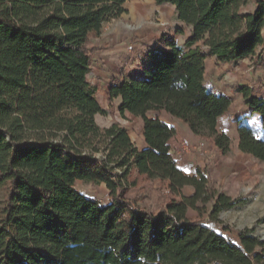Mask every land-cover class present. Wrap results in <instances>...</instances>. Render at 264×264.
I'll return each instance as SVG.
<instances>
[{"label": "trees", "instance_id": "1", "mask_svg": "<svg viewBox=\"0 0 264 264\" xmlns=\"http://www.w3.org/2000/svg\"><path fill=\"white\" fill-rule=\"evenodd\" d=\"M127 1L0 0V264H264V240L251 230L234 241L189 217L209 206L217 224L243 200L213 192L200 169L184 173L176 128L155 116L229 153L218 122L233 99L207 82L206 60L237 66L264 51V0H154L173 6L190 35L183 45L163 38L142 76L109 86L121 116L142 120V150L125 128L97 124L105 111L88 81V43ZM235 92L264 128V92ZM238 136L240 151L264 164V140L243 120ZM77 182L105 185L111 203L79 194ZM144 183L170 193L158 216L126 198Z\"/></svg>", "mask_w": 264, "mask_h": 264}, {"label": "rangeland", "instance_id": "2", "mask_svg": "<svg viewBox=\"0 0 264 264\" xmlns=\"http://www.w3.org/2000/svg\"><path fill=\"white\" fill-rule=\"evenodd\" d=\"M123 7L126 13L107 22L102 36L91 38L88 43L92 50V70L88 81L96 89L97 99L105 111L96 116L97 124L101 128L114 125L125 128L132 142L142 149V120L130 115L121 116V101L110 98L109 86L114 81L142 76L145 69L150 67L153 52L161 50L163 38L175 39L183 45L190 35V29L178 19L175 8L168 4L157 5L154 0H129ZM179 30H183L184 34L179 33ZM129 46H133L132 51H129ZM206 70L207 82L214 90L233 99L230 111L218 122V130L225 132L231 139L229 153L223 155L209 140L193 135L185 123L165 113H156L155 116L177 128L178 134L171 142L172 153L184 173L194 176L197 169L204 171L213 192L225 194L232 199H242L243 203L223 211L217 224L208 222L209 206L204 212L190 210L189 217L202 220L210 228L234 241H238L239 234L246 230H251L253 236L264 240V164L240 151L237 125L241 120L249 123L263 140L264 128L256 117L247 118L245 103L235 92V88L240 86L262 91L264 51L259 49L253 58L237 66L218 65L212 57H208ZM142 186L143 189L129 191L126 198L153 216H158L170 193L157 183H144ZM75 189L79 194L97 200L102 205L111 203L105 185L77 182ZM182 193L190 196L193 190L186 188ZM2 197L0 193V200Z\"/></svg>", "mask_w": 264, "mask_h": 264}, {"label": "crops", "instance_id": "3", "mask_svg": "<svg viewBox=\"0 0 264 264\" xmlns=\"http://www.w3.org/2000/svg\"><path fill=\"white\" fill-rule=\"evenodd\" d=\"M247 60V59H246ZM148 68H146L145 70H147ZM131 77H133V76H131ZM123 80V79H122ZM121 80V81H122ZM263 86H264V83H263ZM250 87V86H249ZM251 88H253V87H251ZM253 90H254V88H253ZM255 91V90H254ZM260 92H264V88L262 89V91H255V93H260ZM218 93H220V94H223V93H221V92H218ZM242 97V96H241ZM243 99V98H242ZM245 105V104H244ZM245 108H246V112H247V114L248 115H250L251 114V110L250 109H248L246 106H245ZM254 117H256L257 119H259V117L258 116H256V115H253ZM162 121H164V122H166L167 124H169V125H171L170 123H168L166 120H164V119H161ZM260 121V120H259ZM244 123H247V122H245V121H243ZM247 124H249V123H247ZM171 126H173V125H171ZM186 126L188 127V125L186 124ZM189 128V127H188ZM176 130H177V128H176ZM190 130V129H189ZM237 130H238V125H237ZM191 131V130H190ZM192 133V132H191ZM177 134H178V131H177ZM176 134V135H177ZM193 134V133H192ZM194 135V134H193ZM176 137V136H175ZM239 137V136H238ZM143 143V148L142 149H146L147 148V145L145 144V142L143 141L142 142ZM141 149V150H142Z\"/></svg>", "mask_w": 264, "mask_h": 264}, {"label": "built area", "instance_id": "4", "mask_svg": "<svg viewBox=\"0 0 264 264\" xmlns=\"http://www.w3.org/2000/svg\"><path fill=\"white\" fill-rule=\"evenodd\" d=\"M128 49H129V51H132L133 50V46H129Z\"/></svg>", "mask_w": 264, "mask_h": 264}]
</instances>
